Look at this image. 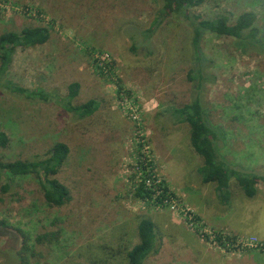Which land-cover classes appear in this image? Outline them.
Instances as JSON below:
<instances>
[{
	"label": "rangeland",
	"instance_id": "374dc122",
	"mask_svg": "<svg viewBox=\"0 0 264 264\" xmlns=\"http://www.w3.org/2000/svg\"><path fill=\"white\" fill-rule=\"evenodd\" d=\"M0 4L9 5L0 8V35L30 26L51 31L45 44L18 48L0 78V132L9 137L0 160L44 158L57 142L70 148L56 175L70 190L66 205H47L31 177L16 178L10 192H0V220L28 235L31 264H128L126 252L139 242L138 225L146 217L155 223L158 252L145 264H264V250L256 246L264 244V183L250 198L233 177L230 200L222 203L216 183L203 182V158L191 144L189 124L171 117L173 108L199 96L218 130L220 158L264 175V56L244 55L233 39L206 33L200 45L207 80L197 90L188 77L195 66L194 27L177 14L154 26L163 0ZM191 11L204 18L227 14L232 22L252 11L264 34V0H205ZM8 82L53 98H28L5 88ZM73 82L80 83L75 105L100 101L92 116L80 119L66 109ZM149 161L176 208L135 198ZM189 213L197 225H190ZM53 232L58 240L36 241ZM218 236L231 245L215 241ZM5 240L0 235V249ZM19 262L14 253L0 252V264Z\"/></svg>",
	"mask_w": 264,
	"mask_h": 264
},
{
	"label": "trees",
	"instance_id": "16d2710c",
	"mask_svg": "<svg viewBox=\"0 0 264 264\" xmlns=\"http://www.w3.org/2000/svg\"><path fill=\"white\" fill-rule=\"evenodd\" d=\"M204 3L205 0H163V7L159 14L161 20L157 19L154 22V26H157L162 19L177 14L189 20L193 25L192 43L195 66L190 70L188 77L192 81H197V90L202 89L204 81L207 80L204 75L203 62L205 56L200 45L206 33L216 37L233 39L235 46L244 55L257 54L264 56V34L257 25V14L255 12L245 11L239 14L234 22L227 14L204 18L202 15L192 13L191 9L193 7ZM50 36L51 31L46 26H30L23 28L21 31L2 33L0 35V78L9 72L18 48L45 44L49 41ZM4 87L32 99L50 101L53 98V93L41 89L31 90L13 82H8ZM79 90V82H73L69 85L66 109L78 118L83 119L92 116L100 109V101L92 98L82 104L75 105L73 100L78 96ZM171 117L174 123L189 124L191 144L203 158V166L200 169L203 182L216 183L218 198L222 203H228L230 200V181L233 177L246 196L253 198L257 195L258 182L262 181L264 183V175L231 168L220 158L215 145V140L219 136L218 130L209 124L199 96L182 106L173 108ZM8 143V135L5 132H0V148H5ZM69 153L70 148L66 143L57 142L44 158L14 161L0 160V192L2 194L10 192L16 178L31 177L38 182L47 205L51 207L66 205L71 200L70 190L56 175L67 161ZM149 165L152 167V162H149ZM142 169L144 170L141 172L146 173V175H142L135 185V198L144 201L152 200L158 203L162 200L161 197L167 193L173 194L169 191L168 186L164 184V181H161L157 186L162 187V192L158 197H155V182L158 178L153 174V169L147 170V166ZM148 180L153 181L152 185L147 183ZM0 235L6 237L5 244L0 252L14 253L20 261L19 264H31L29 255L31 247L27 241L29 237L24 231L11 226L7 220L1 219ZM58 235L59 232L45 233L37 236L36 241L44 243L45 241L58 240ZM138 235L139 242L126 252L128 264H145L150 255L158 252L157 232L152 219L147 217L141 219L138 225Z\"/></svg>",
	"mask_w": 264,
	"mask_h": 264
},
{
	"label": "built area",
	"instance_id": "2783aa9c",
	"mask_svg": "<svg viewBox=\"0 0 264 264\" xmlns=\"http://www.w3.org/2000/svg\"><path fill=\"white\" fill-rule=\"evenodd\" d=\"M8 7H9L8 4L7 5L6 4L5 5L0 4L1 11H3L4 8H8ZM105 58H106V56H102L101 58H99L100 59L99 65H100V68L106 73L109 70V65L104 61ZM146 160H149L147 156H145V161ZM149 162H151V161H149ZM149 162H146V165H145L148 168L147 170L150 169ZM147 163H148V165H147ZM153 177H155V176H153ZM152 182H153L152 180L151 181L148 180L147 183L149 185H152ZM160 182H161L160 179H157V181L155 182L156 183V194H155V197H158L159 194H161V192H162V187L160 188L159 186H157ZM161 198H162V200L160 202H158V204H165V205L168 204V205L172 206V208H176V206H177V204L175 203L176 199L174 198L173 194L170 195V194L167 193L166 195H164ZM188 219H189L190 225L194 226V225L198 224V222H197L198 220H196V218L191 213L188 214ZM217 240L220 241V242L222 241V242L226 243V246H230L231 243H232L231 240H226L225 238H221L220 236L216 237L215 241H217ZM256 246H258L259 248L264 250V244H262V243L259 244L258 242H256ZM238 249H240V248H238Z\"/></svg>",
	"mask_w": 264,
	"mask_h": 264
}]
</instances>
